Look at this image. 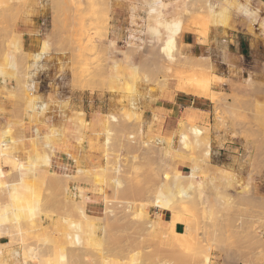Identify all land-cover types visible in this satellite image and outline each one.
<instances>
[{
    "label": "rangeland",
    "instance_id": "obj_1",
    "mask_svg": "<svg viewBox=\"0 0 264 264\" xmlns=\"http://www.w3.org/2000/svg\"><path fill=\"white\" fill-rule=\"evenodd\" d=\"M159 17L180 20L172 59ZM179 92L213 120L169 112ZM62 149L73 174L49 171ZM1 237L0 264H264V3L0 0Z\"/></svg>",
    "mask_w": 264,
    "mask_h": 264
},
{
    "label": "crops",
    "instance_id": "obj_2",
    "mask_svg": "<svg viewBox=\"0 0 264 264\" xmlns=\"http://www.w3.org/2000/svg\"><path fill=\"white\" fill-rule=\"evenodd\" d=\"M260 3H264V0H257ZM180 40L184 46H195L196 45V38L195 36L190 33L186 32L183 33L180 36ZM251 44L252 41L248 39L247 37L237 36L234 38V55L239 60L240 58H246L248 52L251 50ZM31 49L34 50L35 46V40H31ZM30 46V44L27 45V48ZM230 48L229 41L227 43V49ZM211 53L214 52L212 46H211ZM201 50L205 51L206 48H201ZM246 65L242 66L240 64L237 65V69H242L243 71L247 70L245 67ZM218 77V76H216ZM44 98L46 96L44 95ZM69 99V105L71 108L75 110H82L86 114H90L94 111H101L104 107V104L100 101V98H92L87 97L85 94H79V93H71L68 97ZM95 101H97V105H95ZM173 108V110H170L169 112H173L174 110H179L182 112L192 110L201 114H205L209 116V121L211 122L213 118L211 117L213 115L214 105L211 101H208L203 98L199 97H193L188 94L184 93H175L174 97L172 98V101L168 104ZM34 129H30V136H32ZM29 135L27 133L26 138L28 139ZM66 151L69 152V149H62V151H58L54 158H52L50 170L55 174H66V172H71L73 174L75 172V164L74 161L69 158V155L66 154ZM102 206L100 203L90 204L88 206V210L91 213H98L102 209ZM174 230L176 233H180L181 225H175ZM6 239L5 237L0 238V243L4 244L3 241Z\"/></svg>",
    "mask_w": 264,
    "mask_h": 264
},
{
    "label": "bare ground",
    "instance_id": "obj_3",
    "mask_svg": "<svg viewBox=\"0 0 264 264\" xmlns=\"http://www.w3.org/2000/svg\"><path fill=\"white\" fill-rule=\"evenodd\" d=\"M161 10V5H159V7L157 8H153L151 9V12H154V11H160ZM159 27H162L165 31H166V39H165V44H164V47H163V53H165L166 57L168 59H172L173 57V50H174V37H175V34L178 32L179 28H180V20H178L177 18L175 17H171L169 20L167 19H164L162 17H159L157 19V25L155 28H151V31L152 33H154L155 35L159 32ZM224 41V40H223ZM189 125V124H188ZM192 130L191 133L194 135V136H198L200 134V131L199 129L197 128H191ZM180 139V137H179ZM160 140V139H159ZM162 140V139H161ZM185 140V136L184 135H181V139L178 140V141H184ZM159 142V141H158ZM185 195V194H184ZM187 196V194L185 195ZM187 198V197H186ZM143 210V208H142ZM141 208H140V211H142ZM144 212V211H142ZM142 215V213H139ZM73 227L76 229V230H79V225L78 224H74ZM75 235H73L71 237V241L73 244V246H80L81 245V241L79 239V236L77 235L78 233H74ZM4 245V244H3ZM6 245V244H5ZM72 246V245H71ZM75 248V247H74ZM70 252V251H69ZM71 253V252H70ZM0 254H1V251H0ZM87 254V253H86ZM85 254V255H86ZM99 254V253H98ZM53 255L55 256L54 252H53ZM58 254L56 253V257ZM96 254H94L95 256ZM13 256L17 257L18 256V253L15 252L13 253ZM82 256V255H81ZM87 256V255H86ZM105 256V255H104ZM55 257V258H56ZM78 257V256H77ZM79 258V257H78ZM81 258V257H80ZM17 260V259H16ZM80 261V260H79ZM70 262V261H69ZM85 262V261H83ZM2 263V262H1ZM82 263V262H81ZM205 263L206 264H209V259L206 258L205 260ZM23 264H28L27 262H24Z\"/></svg>",
    "mask_w": 264,
    "mask_h": 264
}]
</instances>
